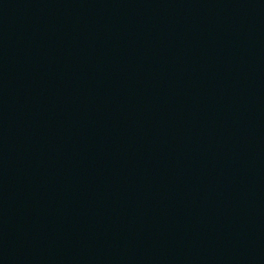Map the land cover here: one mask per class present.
I'll return each mask as SVG.
<instances>
[{"label": "water", "instance_id": "1", "mask_svg": "<svg viewBox=\"0 0 264 264\" xmlns=\"http://www.w3.org/2000/svg\"><path fill=\"white\" fill-rule=\"evenodd\" d=\"M0 264H264V0H0Z\"/></svg>", "mask_w": 264, "mask_h": 264}]
</instances>
